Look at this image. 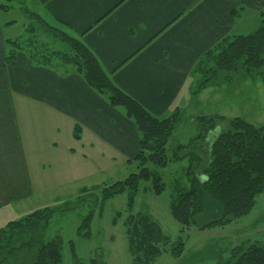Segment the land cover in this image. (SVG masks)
I'll return each instance as SVG.
<instances>
[{
  "label": "crops",
  "instance_id": "obj_1",
  "mask_svg": "<svg viewBox=\"0 0 264 264\" xmlns=\"http://www.w3.org/2000/svg\"><path fill=\"white\" fill-rule=\"evenodd\" d=\"M16 1L25 19L20 33L0 4V227L43 193L55 192L56 201L72 195L73 171L91 180L106 170L107 154L131 161L138 153L136 126L86 83L67 60L71 53L58 54L69 47L48 27L84 44L118 88L166 118L195 95L200 60L264 20V0ZM44 32L58 49L43 43L51 40ZM91 186L79 195L100 188Z\"/></svg>",
  "mask_w": 264,
  "mask_h": 264
},
{
  "label": "trees",
  "instance_id": "obj_2",
  "mask_svg": "<svg viewBox=\"0 0 264 264\" xmlns=\"http://www.w3.org/2000/svg\"><path fill=\"white\" fill-rule=\"evenodd\" d=\"M48 32L69 47L67 52L58 54L71 53L67 60L76 65L78 73L95 92L107 98L111 107L124 112L140 137L137 155L127 161L137 163V173L105 188L85 189L75 200L77 206L86 202L91 205L78 235L91 239L96 209L102 215L107 201L127 194L130 214L124 225L133 264H152L164 254L181 257L185 252L181 237L170 244L161 226L149 214L133 213V210L143 182H150L156 196L162 195L166 183L159 170L185 159L189 160L186 176L172 183L169 204L170 214L182 232L191 228L201 232L224 228L253 212L264 193V126H255L243 118L228 120L202 115L195 119L199 127L197 137L182 143L175 137L182 110L167 118L154 116L113 83L84 44L57 28L48 27ZM263 68L264 20L254 33L222 40L200 60L194 73L198 78L194 94L242 72L251 76ZM219 123H225L226 128L220 134H213ZM67 206L37 210L0 229V264H60L63 239L57 236L46 240L45 234L54 213L63 212ZM200 216L211 217V221L201 224ZM228 253V259L216 264H264V244L259 242H243ZM91 264L107 263L102 262L99 254Z\"/></svg>",
  "mask_w": 264,
  "mask_h": 264
},
{
  "label": "rangeland",
  "instance_id": "obj_3",
  "mask_svg": "<svg viewBox=\"0 0 264 264\" xmlns=\"http://www.w3.org/2000/svg\"><path fill=\"white\" fill-rule=\"evenodd\" d=\"M0 4L10 8V20L16 21V24L18 22L15 30L20 33L24 29L25 19L16 5L17 1L0 0ZM44 33L46 37H50V34ZM44 41L49 44L47 46L51 48V51L53 48L58 49V46L53 45L54 43L60 47L59 42L54 38L51 40L45 38L43 43ZM191 84L190 86L188 84L187 89L190 90ZM191 97L187 101H180L179 107L182 108L183 115L175 137L181 138V142H188L191 137L193 139L197 137L199 127L195 119L202 115L222 116L228 120L243 118L255 126H264V68L261 72H253L251 76L247 72L246 74L242 72L231 80L223 81L218 86L207 88ZM170 116L172 115L168 117ZM225 128V123H219L213 134H220ZM76 156L77 163L78 154ZM121 156L113 153L107 154L106 170L96 178L92 177L91 180L82 175L83 171H73L75 184L72 195H65L62 200L56 201L52 199L57 195H50L56 194L55 192L43 193L41 198L31 204H34L32 209L20 217L21 219L46 207L60 208L69 205L62 210L63 212L54 213L45 234L46 240H52L57 236L63 239V258L60 264H75L76 261L80 264H91L99 254L102 262L107 264H133L124 225L126 217L130 214L127 194L107 201L102 215H100L99 208L96 209V216L91 224V239L78 235L82 220L91 211L89 202L79 203L78 206L75 204L79 190L88 185L92 187L93 184L105 188L138 172L137 163L127 162ZM188 166L189 164L185 161H180L170 164L166 169L159 170L166 183V190L160 196H156L150 189V182L141 184L133 213L149 214L161 226L170 244H174L180 237L185 242V252L181 257L175 258L164 254L152 264H216L220 260L228 259L229 250L243 242L264 244V196L249 216L231 226L205 232L191 228L182 232V228L170 214L169 204L170 196L173 194L172 183L185 178ZM198 220L201 224H205L211 221V217L200 216Z\"/></svg>",
  "mask_w": 264,
  "mask_h": 264
}]
</instances>
